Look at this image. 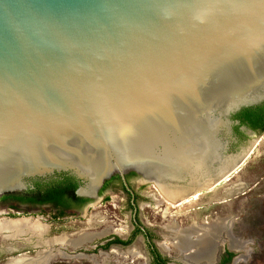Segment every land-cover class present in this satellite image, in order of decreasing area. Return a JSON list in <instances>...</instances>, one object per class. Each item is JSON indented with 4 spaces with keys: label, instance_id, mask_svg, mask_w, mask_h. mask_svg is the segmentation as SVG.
Segmentation results:
<instances>
[{
    "label": "water",
    "instance_id": "1",
    "mask_svg": "<svg viewBox=\"0 0 264 264\" xmlns=\"http://www.w3.org/2000/svg\"><path fill=\"white\" fill-rule=\"evenodd\" d=\"M262 102L264 0H0V197L66 174L92 206L215 148L232 165L176 201L201 196L251 154L258 136L229 153L231 117Z\"/></svg>",
    "mask_w": 264,
    "mask_h": 264
},
{
    "label": "rangeland",
    "instance_id": "2",
    "mask_svg": "<svg viewBox=\"0 0 264 264\" xmlns=\"http://www.w3.org/2000/svg\"><path fill=\"white\" fill-rule=\"evenodd\" d=\"M245 128L246 131H252L253 134L248 135L245 131H242L243 136L239 137L233 132V143L231 144L229 153L240 152L254 140L253 136H258V140L251 154L247 157V160L239 171L232 176L230 181L223 182L213 190L203 193L201 196H194L182 202L169 201L164 197L161 190L159 188L156 189L153 184L141 182L138 176L131 177L130 185L132 192L136 196L138 218L154 235L156 243H160L161 250L164 248L167 249L163 243L168 245V240L173 242L172 239L162 234V230L172 222L177 221L183 225L199 221H209L211 223L216 219H222L216 218L211 220L216 216L227 217L228 219L225 218L224 225L227 238L224 241L230 247H232V243H235V246L232 247L235 250H239L242 246L238 237L233 235L229 230L228 222L232 226V230L239 233L241 238L246 240L244 256L238 264H264V133L258 134L248 126ZM104 197H108V202L102 204ZM128 197V194L123 190L121 185L114 184L108 187L99 197V200L93 203L92 208L89 211L86 209L81 217L70 216L61 225H49L51 227L49 235H65L80 231L84 226H87L86 222L91 219V215H94L93 219L99 213L103 216L106 208L112 210V212L117 214L116 217H120L124 221L119 229H127L128 231V229L132 228L130 225L131 210L128 205ZM48 213L50 212L45 211L42 213L43 216L33 217L37 219H41L42 217L48 219ZM3 219H6L4 215H0V264L8 262L9 259L16 257V255L32 256L36 251L46 248L40 244L43 241L41 236L45 233V227L40 225V223L29 220L28 218L26 220L16 221H2ZM109 220L115 221L116 219L111 217ZM43 222L48 223L47 221ZM108 230V228H104L99 232H81L72 238L63 236L51 240V243L60 245L68 244L72 248H79L93 240L85 242L80 246H74L71 241L81 235L92 233L100 234V236L96 237L100 238L106 235ZM136 235V239H142L141 234L137 233ZM136 239H134L133 243H135ZM39 245L41 247H37ZM68 251L70 250L68 249ZM47 253L49 252L38 254L33 259L16 258L7 264H47L53 257L51 253L48 255L49 258L39 263L32 261ZM60 254L56 253L54 256ZM68 254L70 255L69 252ZM96 255L99 254L93 252V256ZM97 259L104 261L103 256H98ZM111 259L112 257L109 258V261ZM236 261H239V259H236ZM54 264H94V262L89 258L81 259L71 257L65 261H55Z\"/></svg>",
    "mask_w": 264,
    "mask_h": 264
},
{
    "label": "flooded vegetation",
    "instance_id": "3",
    "mask_svg": "<svg viewBox=\"0 0 264 264\" xmlns=\"http://www.w3.org/2000/svg\"><path fill=\"white\" fill-rule=\"evenodd\" d=\"M242 127H247V125H242L240 127V130ZM254 132H257L258 134L264 133V131L260 130ZM134 176L137 175L133 172H129L128 174H126L125 179H123L119 175H115L110 180L106 181L98 192L100 197L108 187L114 184H118L121 185L123 190L128 194V205L131 210L130 225L132 226V228L128 229V231L127 229H119L124 221L121 220L120 217H116L117 214L112 212V210L106 208V212L103 213V216L101 215V213H99L98 215H96V218L93 219L94 215H91V219L86 222L87 226H84L82 229H80V231L65 235H49L51 229L50 226H53L55 224L61 225L64 220L70 216L81 217L86 209L87 211H89L92 208V206H90L92 200L81 197L76 193L77 189L80 186V182L75 177L70 175H57L56 177H52L47 180L32 181L28 189L34 190L38 185L42 189L46 190L51 188L55 183L58 182H61L62 186L64 187L69 185H76L74 195L77 198L68 197L67 199H65L66 205H68L66 207L55 208L50 203H40L39 198L35 196L36 193L24 194V192H22L17 193L21 195H6L0 197V215H4V217L6 218L2 221L26 220L28 218L29 220L37 221L38 223H40V225L45 227V233L43 234V236H41L43 241L42 243H40L42 246L46 247L45 249L36 251L32 256L16 255V257L9 259L8 262L16 258L33 259L38 254L49 252L51 253V255H53V257L47 262V264H54L55 261L60 260L65 261L71 257L81 259L89 258L92 262H94V264H184V262L180 260V257L182 255L185 258L189 255V252H184L183 254L180 253L176 248H174V246L172 247L173 243L169 240L168 245L163 243L167 247V249L162 248L165 251L164 252L159 246L160 243H156V241L154 240V235L139 220L138 207L136 205V196L132 192L130 185V179ZM104 202H108V197H104L102 199V204ZM45 211L50 212L47 214L48 219L43 217L41 219H37L33 217L43 216L42 213ZM111 217H114L116 220H109V218ZM216 218L228 219L227 217L216 216L211 220H214ZM43 221H47L48 223H44ZM197 223L206 224L209 223V221H199L195 223L191 222L188 225H183L177 222V225L182 228H186L188 226H191L192 224ZM104 228L109 229L106 235L100 238H96L100 236V234L92 233L95 234L94 239H92L93 241H88L90 243L85 244L79 248H72L69 245L51 243V240L59 237L66 236L68 238H72L81 232H99ZM228 228L233 235L238 237V240L240 243H242V246L239 250H235L234 248L230 247L226 241L217 243V246H215L212 264H238V262L241 261L240 259L244 256L243 253L245 252L244 250L246 248V240L244 238H241L239 233H236L232 230V226H230L229 222ZM226 231L228 230L226 229ZM137 233L141 234L142 239H136ZM134 239H136L135 243H133ZM41 245L37 247H41ZM68 249L70 250L68 251L70 255L67 252ZM93 252L98 253L99 255L93 256ZM56 253L61 254L58 256H54ZM98 256H103L104 261L98 260ZM110 257H112L111 261H109ZM236 259H239V261H236ZM8 262L4 264H7Z\"/></svg>",
    "mask_w": 264,
    "mask_h": 264
},
{
    "label": "bare ground",
    "instance_id": "4",
    "mask_svg": "<svg viewBox=\"0 0 264 264\" xmlns=\"http://www.w3.org/2000/svg\"><path fill=\"white\" fill-rule=\"evenodd\" d=\"M149 162L151 161L147 158V163ZM232 163L233 159L221 158L219 151L215 148L192 167L169 154L163 155L158 163V177H160L163 183L160 190L169 201L180 202L181 200H176L186 195L192 189L202 187L211 182L214 178L222 175ZM183 180L187 181V186H169V181ZM93 188L91 182L88 189L84 192L86 194H91ZM225 221V219H216L211 223L199 225L192 224L186 228H181L177 223L172 222L170 225L166 226L165 229L163 228L162 234L172 239L173 246L177 251L182 254L184 252H189V255L185 258L182 255L180 257V260H182L184 264H209L213 261L216 244L221 243V241L223 242L225 238H227L224 230ZM94 237L95 234H84L71 242L74 246H80L85 242L91 241ZM234 246L235 243H232V247ZM48 255L49 253L32 261L39 263L49 258Z\"/></svg>",
    "mask_w": 264,
    "mask_h": 264
},
{
    "label": "trees",
    "instance_id": "5",
    "mask_svg": "<svg viewBox=\"0 0 264 264\" xmlns=\"http://www.w3.org/2000/svg\"><path fill=\"white\" fill-rule=\"evenodd\" d=\"M231 120L239 122V125H235L233 130L239 137L243 136V132L240 130L242 125H247L253 131H264V102L259 105L242 108L240 111L232 115ZM76 185L62 186L61 182L55 183L49 189H42L40 186L34 190H28L24 194L36 193L35 196L39 198L40 203H50L55 208L66 207L65 199L77 198L74 195ZM9 195H21V194H9Z\"/></svg>",
    "mask_w": 264,
    "mask_h": 264
}]
</instances>
